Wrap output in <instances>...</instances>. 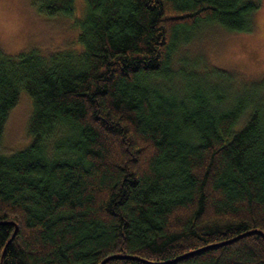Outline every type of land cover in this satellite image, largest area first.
<instances>
[{"label":"trees","instance_id":"obj_1","mask_svg":"<svg viewBox=\"0 0 264 264\" xmlns=\"http://www.w3.org/2000/svg\"><path fill=\"white\" fill-rule=\"evenodd\" d=\"M85 1L79 49L0 47V145L33 102L0 154V264H264V77L179 57L208 23L254 31L262 0Z\"/></svg>","mask_w":264,"mask_h":264},{"label":"rangeland","instance_id":"obj_2","mask_svg":"<svg viewBox=\"0 0 264 264\" xmlns=\"http://www.w3.org/2000/svg\"><path fill=\"white\" fill-rule=\"evenodd\" d=\"M37 0H0V47L8 54L38 48L45 53L79 49L81 27L78 24L87 11L85 0H74L72 15H49L40 11ZM255 14L256 27L251 32H231L222 25L208 23L195 37L194 43L183 46L179 57L188 52L189 59L202 55L206 63L230 71L247 80L264 77V0ZM194 29L184 32L192 36ZM190 38V37H188ZM192 40V41H193ZM191 40L188 42L191 43ZM201 68V65L198 66ZM33 102L21 91L17 104L11 109L0 145V154L9 156L29 144L28 124ZM247 115L244 116L242 122Z\"/></svg>","mask_w":264,"mask_h":264}]
</instances>
